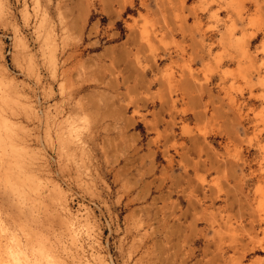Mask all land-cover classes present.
Returning <instances> with one entry per match:
<instances>
[{
  "label": "rangeland",
  "instance_id": "1",
  "mask_svg": "<svg viewBox=\"0 0 264 264\" xmlns=\"http://www.w3.org/2000/svg\"><path fill=\"white\" fill-rule=\"evenodd\" d=\"M5 2L1 73L18 94L4 110L31 125L41 191L62 189L65 262L264 264V0L42 2L52 71L34 35L42 12ZM14 34L31 60L15 57ZM63 126L85 154L57 151Z\"/></svg>",
  "mask_w": 264,
  "mask_h": 264
},
{
  "label": "bare ground",
  "instance_id": "2",
  "mask_svg": "<svg viewBox=\"0 0 264 264\" xmlns=\"http://www.w3.org/2000/svg\"><path fill=\"white\" fill-rule=\"evenodd\" d=\"M5 1L6 0H0V21L10 22L8 12H6L7 2ZM32 2L35 5L33 8L36 7L37 9V7H39L42 4V2L49 3L50 0H32ZM40 11L41 10H39V12ZM35 13L36 12H34V14ZM23 16L24 18L27 16L26 11H23ZM37 16H39L37 20L38 24H37L36 29L34 30L36 33L34 35H37L36 40L39 43L38 45L39 52L41 53V55L45 56L48 59V63L51 67V71L56 70L55 69L56 67L55 50L56 49L53 47V41L51 39L53 29L49 21L50 16H48L47 11H43L41 14L39 13V15ZM231 26L229 27V29H231ZM230 35H231V32L228 37H230ZM1 45L2 44L0 42V53L2 50ZM12 50L14 52L15 57L20 56V55H26L29 58V60H31L32 58L31 49L26 44L25 40L18 34H14V36L12 37ZM4 69H5V66L3 64H0V193L2 194L3 199H4V203H3V200H1V202L6 205V207L4 205L5 207L4 211L7 212L6 218L8 222L5 218L3 219H5L6 222L1 221V218H0V264H67V262H65L66 260L61 257L58 251L61 252V250L63 249L62 251L64 252V249H66L65 247L67 245L65 246L64 239H63L64 237H66L65 242H66V239H69L70 244L75 243V233H73V230L71 229L72 222H71L70 217L66 215L65 212L61 211L60 210L61 208H58V206H62V208H65L62 189H60V186L57 183L52 181L54 183H50V185H51V190L53 191L52 192L54 195L53 197L49 195L50 193L48 189L50 188V185H49V188L47 189L48 191L47 194H45L46 193L45 191L44 192L41 191L42 189L40 187V184L41 182H44V181H41L42 180L40 178L41 175H38V173H36V170L40 171L38 170L39 168L37 167L38 165H40V163L37 162L38 158H36L37 157L35 154L36 152H34V150L31 149V146H30L31 144H27L26 142H28V140L26 141L22 137L24 130L28 129L29 126L23 129L24 127H26V125H24L23 127L19 126V124L17 125L16 119H13L15 121L12 122V120L8 119L10 115L9 116L7 115L8 116L7 117L5 113L7 111H5L6 108H4V106L11 109V103L14 104L15 99L17 98L11 97L13 96V93H11L12 95L9 94V89H11L12 92L14 90L16 91V89L15 88L13 89L14 82L12 80L5 79L2 77L1 70L3 71ZM11 86L13 87L11 88ZM17 91L16 93L18 94ZM16 105L18 107L19 105H23V104L19 103V105L18 104ZM27 105H24L27 107L26 109H28L29 107ZM17 107H16V112H17ZM238 109L241 110L240 104H238ZM61 110L62 109H60V111ZM7 113L9 114V112ZM54 113H56V109ZM32 114L33 112L31 113V115ZM22 115L24 114L22 113ZM57 115L55 114V116ZM32 121L33 119H31V121L29 122H32ZM30 131L32 130L30 129ZM77 131L78 129L76 127H73V128L70 127V131H68V133L65 134L64 126L62 128L60 127V130L58 131V134L56 137V148L58 149L57 151H61L65 153L66 152L65 149H67V150H70L67 152L74 153V150L75 151L77 150V152L80 155L85 154L84 145H83L84 147L82 148L81 147L82 145L79 142L78 143L81 146L78 145V143L74 144V141L76 140L75 137H77L76 135ZM28 135L29 136H26V137H30V134ZM58 155L60 157V154ZM71 155H74V154H71ZM71 155L68 158L69 160H67L68 162L73 160L70 158H74ZM75 157H78V156L75 155ZM61 158L63 159V155ZM78 159H83V158L79 157ZM82 161H85V159ZM262 171L264 172V169H262ZM44 177L42 176V178ZM45 190H46V187H45ZM51 198L52 200L57 201L56 207L53 206L52 203L50 205V203L48 202L51 200ZM3 204L1 205L3 206ZM1 205L0 207H2ZM258 206H261V205L258 204ZM258 206H256V208ZM259 209L260 210H258V212L261 211V213H263L262 212L263 208L260 207ZM4 211L3 213L5 214ZM259 217H260L259 220L263 218L261 216ZM10 223L12 226L8 225ZM10 227L11 228L13 227V228L11 229ZM7 230H10V231L8 232ZM255 236H254V239H255ZM260 240L263 241L262 239ZM260 240L259 242L255 240L257 242H254V244L260 243ZM71 262L73 261H71L70 259V262L68 261V263L71 264ZM102 263L104 264L105 261L100 260V264Z\"/></svg>",
  "mask_w": 264,
  "mask_h": 264
}]
</instances>
